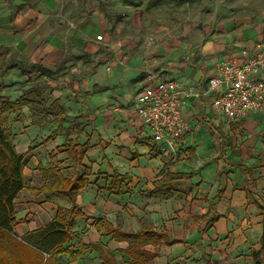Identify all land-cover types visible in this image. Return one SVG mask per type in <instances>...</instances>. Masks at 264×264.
Wrapping results in <instances>:
<instances>
[{"label": "crops", "instance_id": "1", "mask_svg": "<svg viewBox=\"0 0 264 264\" xmlns=\"http://www.w3.org/2000/svg\"><path fill=\"white\" fill-rule=\"evenodd\" d=\"M67 2L0 0V53L14 55L31 66V71L44 70L52 74L61 70L60 66L69 55H99L101 41L106 35V21L96 12L87 21L84 14L79 13L76 16L84 19L79 24L75 18L71 19L73 13L69 7L72 6L68 7ZM154 4L149 2V6ZM98 36L101 40H96ZM241 50L248 56L260 52L264 62V14L254 21L241 19L235 29H227L221 40H205L186 67L145 70L136 84L133 98L125 97L129 109L119 114L93 111L89 115V126H75L67 132L58 130L52 134L54 125L64 120L62 117L56 123H38L18 133L19 109L2 115L9 141L18 154L25 155L23 180L27 165H33L31 160L27 163V157L32 152L30 148L34 147L49 152L63 151L65 158L74 160L73 165H69L71 170L75 171V167L76 171L80 170L74 177L83 173L88 175L86 186L77 193L74 201L83 217L74 218V235L68 244L75 250L80 242L87 250L75 262H70L66 255L59 256L60 264H102L101 251L107 258L111 255L114 264H131L132 258L125 253L130 244L106 236V228L99 235L95 227L97 221L125 234L146 230L163 234L165 241L156 246L147 241L137 244L143 253L144 264L264 263V246L261 244L264 115L248 113L236 122H229L224 115L213 111L214 94L208 89L209 80L217 76V65L238 58ZM79 68L75 67V70ZM17 71L23 77L20 73L23 69L15 68L0 81L3 101L16 103L19 100ZM134 72L130 68L125 75L131 78ZM119 75V67H108V71L99 67L93 75L71 76L73 83L69 89L71 93L81 94L98 84L107 91L119 80ZM259 77L264 79V70ZM157 81H176L188 94L180 107L187 130L175 144V155L164 142L153 140L149 128L136 114L137 95ZM126 82L122 84L126 86ZM58 94L55 101L62 99L63 92ZM106 94L108 91L92 96V102L106 98ZM108 98L110 104L115 103L114 99ZM35 102L40 106L37 100ZM59 104L63 105V100ZM22 108L30 110L29 106ZM33 111L39 115L45 110ZM83 118L86 120V116ZM67 149L82 157L80 165L67 156ZM131 154L138 158L130 159ZM53 167L56 166L49 168ZM58 167L62 176L74 178ZM49 168L39 169V173L44 178L51 176L53 182L52 175L41 173ZM146 181H149L148 185L139 190V183ZM165 182L169 186L167 191L152 193ZM42 186L25 187L23 183V189L14 200L13 217L18 222L14 232L18 238L45 227L59 209L66 219L70 217L71 204L61 197L51 193L29 194L30 189L37 190Z\"/></svg>", "mask_w": 264, "mask_h": 264}, {"label": "rangeland", "instance_id": "2", "mask_svg": "<svg viewBox=\"0 0 264 264\" xmlns=\"http://www.w3.org/2000/svg\"><path fill=\"white\" fill-rule=\"evenodd\" d=\"M149 2L155 4L149 6ZM67 5L72 6L69 7L73 13L71 19L75 18L79 24L84 22L83 16H76L79 13L84 14L87 21L96 12L106 21L107 29L101 41V51L95 57L69 55L60 66L61 70L54 74L44 70L31 71V66L20 62L14 55L0 53V81L11 69H23L20 71L23 77L17 71V96L19 99L25 97L37 100L40 106L33 112L42 108L45 110L43 115H38L32 113L31 109H19L18 133L38 123H56L62 117L64 120L54 125L52 134L58 130L67 132L75 126L91 125L89 115L93 111L119 114L129 109L125 97L128 95L133 98L136 84L145 70H151L152 67H186L192 63L196 51L205 40H221L227 29H235L241 19L250 18L254 21L264 14V0H68ZM243 51L246 52L241 50L239 56ZM75 67L80 68L77 71ZM99 67H105L106 71L108 67H119L120 70L119 80L112 88H107L106 98L92 102V96L107 92L98 84L81 94L70 92L73 83L71 76L83 77L86 73L93 75ZM130 68L136 71L131 78L125 75ZM123 81L128 84L124 86ZM59 92H63L62 99L55 101L54 97ZM108 97L114 99L115 103L110 104ZM62 100L63 105L59 104ZM83 116H86V120ZM67 124L71 126L67 128ZM30 149L32 152L27 157V163L31 160L33 165H27L23 180L25 187L51 184V176L44 178L39 173L42 168L59 166L71 178L77 172L80 173L76 167L75 171L71 170L72 166L69 165H73L74 160L65 158L63 151L49 152L43 148L36 150V147ZM137 158L136 154H131L130 159ZM174 159L177 161L178 158ZM148 182L139 183V190L147 186ZM256 264L264 263L260 261Z\"/></svg>", "mask_w": 264, "mask_h": 264}, {"label": "trees", "instance_id": "3", "mask_svg": "<svg viewBox=\"0 0 264 264\" xmlns=\"http://www.w3.org/2000/svg\"><path fill=\"white\" fill-rule=\"evenodd\" d=\"M1 90L2 86L0 85V93ZM2 98L0 95V264H60L58 258L61 255H66L70 262H75L87 250V247L80 242L77 243L75 250H72L68 244L74 235L72 232L74 218L83 217L76 208L74 201L77 193L86 186L88 175L83 173L70 179L62 176L56 167L41 170L44 176L52 175L53 182L49 187L42 186L37 190L30 189L29 194L35 196L51 193L61 197L71 204L70 217L66 219L59 209L55 218L45 227L28 232L22 238H18L14 232V228L18 224L13 217L15 213L14 200L23 189L25 155L18 154L9 141V134L3 125L2 115L24 106H29L31 110H35L38 105L35 101L25 97H21L16 103L3 101ZM66 153L69 158L75 159L76 165L81 164L82 157L73 150L67 149ZM168 187V182H165L160 187L155 188L152 193L160 194L162 191H167ZM95 227L99 235L106 228V236H111L117 242L130 244L125 253L132 258L131 264H144L141 259L143 253L137 246L139 242L147 241L148 244L156 246L165 241L163 234H157L150 230L125 234L103 221H97ZM261 244L264 246V227ZM100 260L102 264H114L113 257L109 255L107 258L102 251Z\"/></svg>", "mask_w": 264, "mask_h": 264}, {"label": "built area", "instance_id": "4", "mask_svg": "<svg viewBox=\"0 0 264 264\" xmlns=\"http://www.w3.org/2000/svg\"><path fill=\"white\" fill-rule=\"evenodd\" d=\"M96 40H101V36ZM262 58L260 52L248 56L243 51L238 58L217 65V76L208 82V89L214 94L215 113L224 115L229 122H236L248 113L264 115V79L259 77L264 70ZM187 98L188 94L176 81H157L135 99L137 117L147 125L153 140L164 142L174 155L175 144L187 130L180 114Z\"/></svg>", "mask_w": 264, "mask_h": 264}]
</instances>
